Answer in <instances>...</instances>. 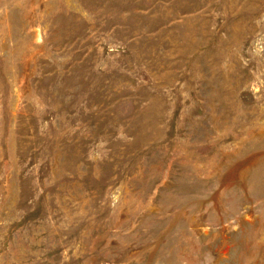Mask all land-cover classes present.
Instances as JSON below:
<instances>
[{"label": "rangeland", "instance_id": "1", "mask_svg": "<svg viewBox=\"0 0 264 264\" xmlns=\"http://www.w3.org/2000/svg\"><path fill=\"white\" fill-rule=\"evenodd\" d=\"M0 264H264V0H0Z\"/></svg>", "mask_w": 264, "mask_h": 264}]
</instances>
